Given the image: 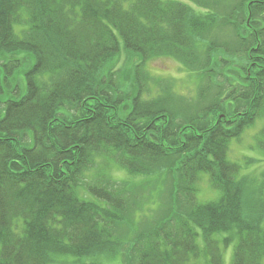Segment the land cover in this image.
<instances>
[{
  "label": "trees",
  "instance_id": "16d2710c",
  "mask_svg": "<svg viewBox=\"0 0 264 264\" xmlns=\"http://www.w3.org/2000/svg\"><path fill=\"white\" fill-rule=\"evenodd\" d=\"M238 1L0 0V264H264L260 159L229 158L264 125V0Z\"/></svg>",
  "mask_w": 264,
  "mask_h": 264
},
{
  "label": "rangeland",
  "instance_id": "374dc122",
  "mask_svg": "<svg viewBox=\"0 0 264 264\" xmlns=\"http://www.w3.org/2000/svg\"><path fill=\"white\" fill-rule=\"evenodd\" d=\"M231 0H225V2L228 4ZM240 1V0H239ZM238 1V2H239ZM127 60V56H126ZM149 69L152 75L161 78V79H168L169 81L176 82V85L179 86L176 88V90L179 91V93L183 94V96H193L195 93V85L191 83V81L186 76L181 66L174 61L173 59L164 58L163 60H156L149 63ZM261 121H258L257 124L250 127L246 131V133L243 135L242 139L240 141H233L230 146V153L229 158L231 161L236 163H244L246 160V157L249 159H260L259 161H256L253 165L244 166V169H248L246 173H248L250 179L253 181V187L255 188L258 195H261V192L264 194V191L261 189L264 187V155L258 151L256 155V151L251 149V146L254 144V141L252 138H254L255 134L260 131L261 129H264L263 123H260ZM251 145V146H250ZM254 154V155H253ZM252 156H255L252 157ZM245 157V159H243ZM252 166V167H251ZM251 167V168H250ZM114 175L124 177L120 175L119 171H115ZM160 181V180H159ZM160 184V183H159ZM260 191V192H259ZM262 194V195H263ZM162 196V195H161ZM214 196L213 191L209 188V184L207 181H203L201 184L200 192L198 194V199L201 202H205L206 200H209ZM160 207L156 211L155 214L152 212L149 214L143 215L141 218V228L145 229L148 226L152 225L160 216H162V207ZM165 207V205H164ZM156 210V207H155ZM224 256V264H232L233 261V255H234V246H230L228 249L223 250Z\"/></svg>",
  "mask_w": 264,
  "mask_h": 264
}]
</instances>
